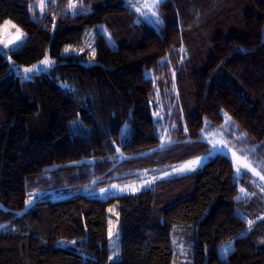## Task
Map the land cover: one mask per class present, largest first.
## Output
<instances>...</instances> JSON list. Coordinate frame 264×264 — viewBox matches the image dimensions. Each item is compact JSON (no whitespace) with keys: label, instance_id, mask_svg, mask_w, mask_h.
Returning a JSON list of instances; mask_svg holds the SVG:
<instances>
[{"label":"trees","instance_id":"trees-1","mask_svg":"<svg viewBox=\"0 0 264 264\" xmlns=\"http://www.w3.org/2000/svg\"><path fill=\"white\" fill-rule=\"evenodd\" d=\"M67 2L39 10L38 0H0V24L10 19L26 34L9 52L15 66L0 52V264H108L109 206L119 215L118 264H173L177 236L189 246L180 264H264V195L223 154L137 194L25 204L34 190L49 195L85 178L76 169L91 164L74 163L86 158L99 176L197 157L208 151L205 119L217 127L223 113L264 148V0H163L159 24L125 0H84L87 11ZM101 25L114 46L97 32L92 62L86 50L63 55ZM48 50L54 65L22 80L16 69ZM168 67L190 107L187 132L171 130L177 142L160 150L145 71Z\"/></svg>","mask_w":264,"mask_h":264},{"label":"rangeland","instance_id":"rangeland-1","mask_svg":"<svg viewBox=\"0 0 264 264\" xmlns=\"http://www.w3.org/2000/svg\"><path fill=\"white\" fill-rule=\"evenodd\" d=\"M45 0V6H46ZM126 1V0H125ZM37 9L41 10L39 7V2L37 3ZM71 10V9H70ZM135 10V9H134ZM136 12V11H135ZM137 13V12H136ZM138 16L143 18L144 20L154 23L149 20L148 17L142 16L140 13H137ZM151 13H149V16ZM10 21L11 24L6 25L4 22ZM156 24V23H154ZM15 26V27H13ZM17 28L22 30L19 26H17L12 20L5 19L0 24V41L5 39L11 41L9 43L8 48L5 49L3 43H0V52L5 56L6 60L14 65L12 59L9 60V52L17 47H19L26 38V34L20 39H14L17 36ZM97 32H101L106 35V40L109 45L114 46V43L109 34L106 33V28L101 25L97 28H88L86 30L85 36L82 39V42L79 46L70 47L68 52L63 50V55H67L70 53H81L83 51L90 52L91 58L90 61L92 62L94 59V40ZM80 48V49H78ZM83 49V51H81ZM47 56H50L49 50L46 52ZM45 57V56H44ZM44 59V58H43ZM42 59V60H43ZM41 60V61H42ZM54 61L55 59L52 58ZM37 65V69L31 74H37L42 71L48 70L50 67L54 65V62L48 66L35 63ZM34 65V64H33ZM163 65V64H162ZM15 66V65H14ZM28 66L21 67L19 69L20 73H23V69ZM175 69L168 67V70H161L160 74L154 75L151 70L145 71V76L148 78L153 79L155 81V88L153 94V101H150V106L152 108V115L153 113H157V115H153V122L154 128L156 133L164 139L160 140V150L166 148L167 146L171 145L176 141V135L172 134L171 130L176 132L177 130L185 131L187 128V108L189 109L190 103H185V100H180L179 92L177 90V80L175 78ZM183 101V102H182ZM224 122L222 125L213 127L211 123L205 119L204 125L201 129L200 138L201 141L207 144L208 151L199 155L201 160L198 162L197 166L194 169H188L183 172H174V167H179L185 161L191 160L187 159L180 163L174 164L173 166H162V167H155V168H147V169H135V171L131 174H126V172L119 170L112 174L105 172L99 176L92 175L94 170V158H86L75 162L74 164H91V167L87 168L86 165H81L77 167L75 175L79 176L81 174H85V178L76 179L72 182H68L66 186H63L59 190L55 192H51L49 195L45 193L33 191L31 195L29 194L26 198L28 199L29 196L32 197V201L26 204V206L32 205L36 199L43 200V199H50V200H58V199H65L75 197L77 195H84L87 197L98 198L101 200H107L111 196L121 195V194H137L140 191L151 187L157 180H161L164 178L174 177V176H181L188 174L190 172H194L200 169L205 162H207L211 157L215 154H223L228 156L234 165V158H233V151L237 152L238 156H245L247 155L248 159L250 160L252 167L256 168L257 172H260V175L252 172L250 168H244L241 164L239 167L242 171L238 174L237 167H234V172L236 177H240L244 171H248L251 176L253 183L255 184L257 190L260 194L264 195V191L261 189L264 188V179H261V176H264V148H260L259 145L253 144L250 141V138L247 134L243 131H240L237 128V125L233 123L232 118L230 120L228 117L225 116L223 113ZM122 135L129 136L130 132V125L125 123L121 129ZM240 133H244L243 136ZM224 140V144H220L219 141ZM213 141L216 143L214 144ZM125 154L120 153V158H125ZM195 158V157H194ZM57 167V166H55ZM161 173H167V175H162ZM141 181H148L147 184H142ZM114 185H119L120 187H113ZM125 185H130V187H123ZM135 187L136 191H132L131 188ZM100 189H104V192H101ZM255 190V187H254ZM112 209L113 211H110ZM119 215L117 209L114 206H109L108 208V230H109V221L112 222V225L118 230V237L114 236L115 239L120 246V229H119ZM172 242L174 243V255L177 261H173V264H180L179 262L187 261V257L189 255V246H187L185 239L181 238L180 236L173 237ZM61 243H64L61 241ZM181 246H183V251L181 250ZM115 251L114 248H110L109 246V236H108V252L109 255L111 252ZM121 258V250L114 260H109L111 262L118 261Z\"/></svg>","mask_w":264,"mask_h":264},{"label":"snow or ice","instance_id":"snow-or-ice-1","mask_svg":"<svg viewBox=\"0 0 264 264\" xmlns=\"http://www.w3.org/2000/svg\"><path fill=\"white\" fill-rule=\"evenodd\" d=\"M39 2V7L41 8V10L44 9L45 7V0H38ZM50 3L52 4H56V0H49ZM163 2V0H126V6L129 7L130 9H135V11L137 13H140L142 16L148 17L149 20H151L152 22L159 24L161 23V18L159 16V13L157 11V9L159 8V5ZM90 5H86L84 0H68L67 4L65 5V7L67 9H78L81 11H87L89 9ZM30 10L32 8V5L29 6ZM149 13H151V15L149 16ZM54 23H55V17H53ZM6 25L11 24L10 21H5L4 22ZM15 27V26H13ZM24 35V33L22 32V30L17 28V36L14 37V39H20L22 36ZM0 43H3L4 48L7 49L9 43H11V41L5 39L3 41H0ZM70 45H66L64 48L65 52H68L70 49ZM81 51H83V49H81ZM95 50H93L94 52ZM11 59V57H9V60ZM163 59V58H162ZM54 61L52 60V58H50L49 56L45 55L44 59L42 61H39L38 64H42L45 66H48L50 64H52ZM11 67V66H10ZM37 69V65H30L28 67H25L23 69V73L19 72V69L17 68V74L20 75V78L22 80L24 79H31V74L34 72V70ZM153 115H157V113H153ZM225 116L228 117V114L225 113ZM228 119L230 120V117H228ZM77 123H79V117H77ZM74 132L79 131V129H74ZM185 131L187 132V128H185ZM203 131V129H202ZM241 136L244 135V133H240ZM161 139H164V137H161ZM114 143V142H113ZM213 143L215 144L216 142L213 141ZM220 144H224L225 141L224 140H220L219 141ZM117 151L119 152V146L117 147ZM233 158H234V167H237L238 169V174L242 171V169L239 167V165H243L244 168H250L252 172L256 173L257 175H260V172H257L256 168L252 167V164L250 162V160L248 159L247 155L245 156H238L236 151H233ZM201 160V157L197 156L191 160L185 161L182 165H180L179 167H174L173 171L174 172H183L186 171L188 169H194L198 162ZM162 175H167V173H161ZM261 179H264V176H261ZM142 184H147L148 181H141ZM113 187H120L119 185H114ZM125 188L130 187V185H125L123 186ZM132 191H136L135 187L131 188ZM243 190V189H241ZM262 191H264V188L261 189ZM35 191V190H34ZM101 192H104V189H100ZM32 201V197L29 196L28 199L25 201V204H28L29 202ZM110 211H113L112 209H110ZM264 215V214H262ZM249 228L252 227L253 225V221L252 220H248L247 221ZM0 227H3L2 225H0ZM119 233L118 230L112 225V222L109 221V230H108V236H109V246L110 248H114L115 251L111 252L109 255V260H114V257H116L118 255V253L120 252V246L119 243L113 239L114 236L118 237ZM260 242H264V237L261 238ZM229 244L231 243V241L228 242ZM181 250L183 251V246H181ZM227 247H225L223 249L224 254H227ZM114 264H118L117 261H114Z\"/></svg>","mask_w":264,"mask_h":264}]
</instances>
